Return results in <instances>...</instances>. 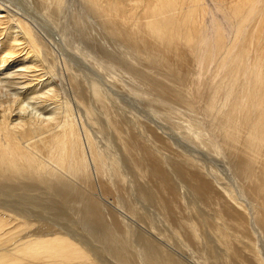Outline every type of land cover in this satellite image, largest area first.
<instances>
[{
    "label": "bare ground",
    "instance_id": "obj_1",
    "mask_svg": "<svg viewBox=\"0 0 264 264\" xmlns=\"http://www.w3.org/2000/svg\"><path fill=\"white\" fill-rule=\"evenodd\" d=\"M209 1L0 0V264H108L105 256L112 264H186L165 245L157 253L124 250L122 237L132 229L125 219L122 228L93 193L136 185L143 197L154 190L167 212L187 205L186 192L203 207L210 204V218L187 205L203 220H186L190 240L201 242L199 224L210 222L208 230L226 252L223 263L264 264L257 239L249 237L252 225L264 235V0ZM140 61L159 65L165 77L188 76L192 87L166 89L159 74L149 81ZM90 64L98 72H90ZM151 87L163 92L158 103L178 98L190 106L193 116L178 126L179 134L207 151L209 164L201 151L188 150L164 161L161 151L170 141L151 134L152 120L134 112L136 98L145 96L150 105ZM156 141L167 145L160 151ZM216 158L244 177L245 185L236 186L255 198L253 210L222 185ZM128 172L143 184L129 182ZM41 206L53 213L46 217ZM71 212L79 215L82 232L68 219ZM244 238L254 241L251 252ZM205 254L197 261L220 263Z\"/></svg>",
    "mask_w": 264,
    "mask_h": 264
},
{
    "label": "rangeland",
    "instance_id": "obj_2",
    "mask_svg": "<svg viewBox=\"0 0 264 264\" xmlns=\"http://www.w3.org/2000/svg\"><path fill=\"white\" fill-rule=\"evenodd\" d=\"M208 3H210L211 4V2L209 1V0H206ZM140 68L141 67H143L144 69H146L147 71H148V74L146 75V77H147V80H149V81H153L154 79L153 78H156L155 80H157V77L159 76V78L160 77H163V78H161V79H159V80H157V81H161V85H163L164 86V88H166L167 89V84H169V85H173V84H176V86H178L179 88H182L183 90H185V91H188L191 87H192V78H188V76L187 77H185V76H180V77H183V79H185V80H178V78L179 77H176L175 79H174V77H169L168 75H166V77H165V75L163 74L164 73V71H163V68H161L159 65H156V64H149V63H147L146 61H140ZM89 66V69H91L90 70V72H92V70H93V68H94V72L95 71H97V69H96V67L94 66V65H92V64H90V65H88ZM94 66V67H93ZM149 68H151V70H149ZM96 69V70H95ZM83 70H86L85 72L87 73V69H85V68H83ZM195 71V68L194 69H192L191 70V72L192 71ZM98 72V71H97ZM185 72V71H184ZM154 74H155V76H154ZM157 74H159V75H157ZM157 75V76H156ZM182 75V74H181ZM187 75H188V73H187ZM102 76V78H103V80H105L106 78L104 77V75H101ZM190 76V75H189ZM125 77L126 76H124V77H122V81H124L125 80ZM191 77V76H190ZM105 78V79H104ZM188 78V79H187ZM128 77H126V81L128 82ZM60 79H56V85L57 86H59L60 87V81H59ZM154 80V81H155ZM126 81H124V82H126ZM186 81V82H185ZM126 82V83H127ZM140 82H142V83H144L143 81H140ZM139 82V83H140ZM156 82V81H155ZM178 82H180V84H178ZM142 83H141V86H142ZM165 83H166V85H165ZM184 83V84H183ZM160 84V83H159ZM140 85V84H139ZM63 89H65L64 88V86L62 87V95H64V91H63ZM151 89L153 90H150V94H151V97H152V99L153 100H151L150 102V105H149V102H147L146 103V98H145V96H144V98H145V100H144V98L143 99H140V97H139V99H135L136 101L135 102H137V100H138V103H136V104H134L135 106H134V112H136L137 114L136 115H138L139 117H141V118H143V119H151L152 120V122H151V125H152V128H151V134H154L155 132L156 133H159V134H162L163 135V137H165V139L164 140H166V139H168L169 141H170V144L169 145H167V146H170V147H166V145H164L163 144V142H162V144H160V145H158L159 143V141L157 142H155V147L156 148H158V150H160L161 151V148L162 147H166V148H162V153H164V157L162 156V153H160V157L162 156L163 158H164V161H165V159H168V157H174L172 154L173 153H175V152H183V151H187V153H190L191 151V153L193 154V153H195V151H201L202 153H203V155L201 156L202 157V159L204 160L203 162H210V160L212 159L211 157L212 156H210V154L207 152V151H205V150H203V149H196L194 146H193V144H191V142H189V140H188V143H187V141L185 140V139H181L182 137L180 136V134H179V130H178V126L182 123V124H185V119H187L188 117H190V116H193V110L190 108V106L187 104V103H185V102H182L180 99H178L177 98V100H179L181 103H179V101H177L176 99H174V100H171L169 103L166 101L165 103L164 102H162V103H158L157 101L160 99V97L162 96V94H163V92H161L162 90H160L159 92L156 90V88H154V87H151ZM159 89V88H158ZM66 90V89H65ZM66 92V91H65ZM151 92H153V93H155V94H153V93H151ZM124 95V94H123ZM123 95H118V97H116V98H120V100H122V98H123ZM121 96H122V98H121ZM125 96V95H124ZM139 96H141V97H143V95L142 94H140ZM157 97H158V100H157ZM176 100V102L177 103H175L174 101ZM148 101V100H147ZM173 101V102H172ZM179 103V104H178ZM160 104V105H159ZM149 105V106H148ZM155 105L156 107H154L152 110H153V112H152V110H151V107H153V106ZM157 105H159V106H157ZM132 107V106H131ZM150 107V108H149ZM155 108H156V112L158 111L159 112V110H160V115H162L161 117L158 115V116H156L158 113H156L155 112ZM157 108H159V110L157 109ZM36 109V108H35ZM141 111V112H140ZM165 111V112H164ZM169 111L171 112V114H169ZM161 112H162V114H161ZM166 112H168V113H166ZM156 113V114H155ZM173 117V118H172ZM166 119V120H165ZM155 123V124H154ZM157 124V125H156ZM170 125V126H169ZM154 127V128H153ZM160 129H159V128ZM156 128V129H155ZM167 129V130H166ZM159 130V131H158ZM178 131V132H177ZM177 132V133H176ZM167 133V134H166ZM169 134V135H168ZM170 135H172V136H170ZM180 136V137H179ZM177 137H179L180 139H178ZM171 138V139H170ZM173 140H175L176 142H177V144H179L178 146H177V144H176V142L175 141H173V143H172V141ZM183 140L187 143H185V142H183ZM179 141H181V142H179ZM165 142V141H164ZM167 142V141H166ZM158 143V144H157ZM168 143V142H167ZM181 143V144H180ZM183 143V144H182ZM176 144V145H175ZM172 145V146H171ZM184 145H186L187 146V148H186V146H184ZM178 147V148H177ZM191 147L194 149H191ZM155 148V149H156ZM168 148H170V150L168 149ZM177 148V149H176ZM181 149V151H180V149ZM185 148V149H184ZM175 149V150H174ZM179 149V150H178ZM183 149V150H182ZM191 149V150H190ZM185 151V152H186ZM154 152H155V150H154ZM156 152H158L157 151V149H156ZM155 152V153H156ZM159 153V152H158ZM158 153H156V155H158ZM171 153V154H170ZM170 154V155H169ZM166 155V156H165ZM168 156V157H167ZM197 156V155H196ZM161 157V158H162ZM167 157V158H166ZM169 158V159H174V158ZM197 157H199V156H197ZM209 159V160H208ZM218 161L216 162L217 164H216V173L218 174V176L220 177V181L222 182V181H224V183L222 184V185H226V187H228V189H230V188H233V190H234V192L233 191H231V189H230V191L231 192H233L234 194H236V198L238 199V201H239V199H240V201L239 202H241V204L245 207V210H246V207L248 208V207H251L252 208V210H253V207L255 206L254 205V203L256 204V201H254V199H253V197L252 196H250L247 192V194L245 193V190H243L241 187H239V188H241L240 189V191L238 190L239 188H237V186H238V183H239V181H240V183H243L244 184V177L241 175V174H238L234 169H233V167L232 166H230V165H228L225 161H223L221 158H216ZM175 160V159H174ZM174 160H172V162L174 161ZM170 161V163H172L171 162V160H168V162ZM167 162V161H166ZM205 162V163H206ZM207 162V164H209ZM224 168V169H223ZM227 170V171H226ZM130 172V171H129ZM128 172V173H129ZM132 172L133 173H137L136 171H134V170H132ZM132 172H131V174H132ZM129 175H130V173H129ZM138 174H133L132 175V178H131V175H130V177L128 176V174H127V180H129V178L130 179H134V181H139V179H141V178H139L138 179V177H140V176H137ZM231 176V177H230ZM137 179V180H136ZM235 179V180H234ZM141 181V182H140ZM139 182H140V184H143L142 182L144 181H142V180H140ZM243 181V182H242ZM128 182V181H127ZM129 182H131L130 180H129ZM128 182V183H129ZM136 183V182H135ZM138 183V182H137ZM152 183V185L151 186H153V182H151ZM239 183V185H241ZM139 184V185H140ZM233 184H235V185H233ZM243 184L241 185V186H243ZM224 185V186H225ZM231 185H232V187H231ZM237 185V186H236ZM245 185V184H244ZM136 187H137V185H136ZM136 187H133V189L134 190H131V187H129V189L127 190H123V191H121V193L120 192H113V193H109V192H107V193H109V194H105L104 193V195H102V193H100V192H96V191H94V193H93V195L97 198V196H98V198L97 199H99V197L101 198V199H99V200H101L100 202L102 203V205L103 206H109L108 208L111 210V211H113V213H115V216L117 217V223L118 224H120V225H122V228H124V226H128V227H130L129 229L131 230L129 233V235L128 236H126L125 234L123 235V239H124V242H123V248H124V250L126 251V253H129V254H133V255H138L137 254V252L138 251H136V250H138V249H141V250H144V251H146V252H150V253H152V251H153V253L155 252V253H157V251L159 252L160 251V248H159V245H161V247H165L166 248V250H168V251H170V250H172L170 253H173V255L175 256V254H176V256H181L182 257V259H186V264L188 263V264H193L195 261L194 260H196V262H198L197 260L198 259H200L201 258V254L202 255H206L205 253H207V254H209L210 255V257L212 258V259H210V260H213L215 257L217 258V259H220L219 261H220V263H219V261H218V263L219 264H225V263H223V262H225L224 260H223V257H225L224 255L226 254V252H225V250H223L224 249V247H223V245L219 242V241H217V238H215L214 236H212V233L210 232V231H212V230H208V228H210L211 227V224H210V222H204V223H200V222H202L203 220H199V219H197V217H196V215L195 216H193L194 215V213L193 214H191L190 213V211L187 209L188 208V206H189V209H191V211H199L200 213H201V215H202V217H209L210 218V216H212L213 215V213H211L212 212V209H211V207H210V204L209 205H207V207L209 208V212H208V210H206V209H208V208H206V206L204 205V207H203V205H201L202 203L201 202H198L196 199H194V197L190 194V193H188V192H186V199H185V202H186V204L188 205L189 203V205L187 206V205H184V204H179V206H177L178 208H174L173 210H172V212L171 211H169V212H167V211H165L164 210V207L162 206V204H160V202H159V204L157 203V201H159V199H157V195H155L154 196V190H153V192L151 193V195L149 196V197H143V196H141L140 194H138L139 192L137 191V189L135 190V188ZM236 188H237V191H236ZM131 190V191H130ZM241 190L243 191V192H241ZM112 192V191H111ZM123 192V193H122ZM129 192V193H128ZM97 193V194H96ZM118 193H120L119 194V196H118ZM135 193V194H134ZM240 193H245V195L246 196H249V198L248 197H246V196H242L243 194H240ZM114 194V195H113ZM126 194V195H125ZM128 194H129V196H128ZM137 194V195H136ZM190 194V195H189ZM113 195V196H112ZM123 195V196H122ZM140 196V197H139ZM187 196H191V198L190 197H188L187 198ZM119 197H121L120 199H119ZM124 197V198H123ZM253 199H251V198ZM142 198H144V199H142ZM150 198V199H149ZM125 199H127V200H125ZM146 199H147V201H146ZM190 199V200H189ZM196 200V201H194V200ZM241 199L244 201V202H242L241 201ZM246 199V200H245ZM249 199V200H248ZM104 200V201H103ZM132 201V203H131V201ZM121 201V202H120ZM149 201V202H148ZM152 201H154V202H152ZM252 201H253V205L254 206H252ZM192 202L194 203V205L196 204V206H194L193 204H192ZM197 202V203H196ZM119 203V204H118ZM131 203V204H130ZM184 203V202H183ZM250 203V204H249ZM108 204V205H107ZM133 204V205H132ZM156 204H158V205H156ZM197 204H199V205H197ZM193 205V208H191V206ZM246 205V206H245ZM251 205V206H250ZM105 206V207H106ZM121 206V207H120ZM181 206V207H180ZM199 206H200V208H199ZM106 207V208H107ZM131 207V208H130ZM136 209H135V208ZM187 207V208H186ZM202 207V208H201ZM120 208V209H119ZM206 208V209H205ZM41 211L40 212H42L43 214H44V212L46 213L45 214V216L47 217V216H49L48 214H50L51 215V213H53V211L51 212L50 210H48L47 209V206H41ZM182 209V210H181ZM193 209V210H192ZM210 209H211V211H210ZM249 209V211H250V208H248ZM43 210V211H42ZM121 210V211H120ZM133 210V211H132ZM162 210H164V212L162 211ZM251 210V211H252ZM142 211V212H141ZM186 211H187V214H189V215H187L186 214ZM202 211V212H201ZM246 211H248V210H246ZM248 211V212H249ZM55 212V211H54ZM124 212V213H123ZM126 212V213H125ZM167 212V213H166ZM72 213H75L76 214V216H75V214H73L72 215ZM116 213H117V215H116ZM120 215H119V214ZM166 213V214H165ZM179 213V214H178ZM122 214V215H121ZM132 215V216H131ZM172 215V216H171ZM70 216L71 217H68V219L70 218V220H75V222L76 223H74L73 224V226H76L79 230H77V231H79V232H82V230L83 229H81V226H82V224L79 222L80 221V219L78 220V218H79V215L76 213V212H71L70 213ZM189 216V217H188ZM125 217V218H124ZM180 217V218H179ZM196 218V219H192V220H190L191 218ZM167 218H169V219H167ZM171 218V219H170ZM173 218V219H172ZM184 218L185 219V221H183L182 219ZM124 219H125V225L124 224H122V222L124 221ZM177 219V220H176ZM77 220V221H76ZM120 220H122V222H120ZM170 221V223L168 222V221ZM186 220H187V223L188 222H190V221H200L199 223V225L202 227L203 226V228H201L200 226H198V228L200 227L201 228V232H200V230L198 231V232H200L199 234H200V236H202V237H200L199 236V239L200 238H202V240H201V242L199 241V240H196L195 239V241L198 243V242H200L201 244H203V245H201V247H200V243L199 244H197L193 239V241L194 242H192V240H190L191 239V236H190V233H189V231H190V229H189V227L186 225ZM212 220V218L210 219V221ZM181 221H183V222H181ZM204 221H206V220H204ZM78 222V223H77ZM180 222V223H179ZM129 223V224H128ZM167 223H168V225H167ZM184 223V225H182ZM76 224V225H75ZM127 224V225H126ZM170 224V225H169ZM202 224V225H201ZM203 224H208L209 226L207 227V225L206 226H204ZM124 225V226H123ZM131 225V226H130ZM172 226V227H171ZM177 226V227H176ZM179 226V227H178ZM186 226H187V228H186ZM253 226H255V225H252L251 226V231H250V234H248V235H250L249 237L250 238H252V236H254L252 239L255 241L256 239V241H255V249H256V247L258 246V248H259V251H261V255H263V257H264V238H263V236H262V231L260 232L259 231V229L257 228V226H255L256 227V229L254 228L253 229ZM76 227H74V229L76 230ZM184 227V228H183ZM207 227V228H206ZM212 228V227H211ZM176 229V230H175ZM206 229H207V231H206ZM185 231V233H183L184 231ZM253 230V231H252ZM188 231V232H187ZM207 233H206V232ZM132 232V233H131ZM180 232V236H179V234L178 233ZM252 232V233H251ZM264 233V232H263ZM136 234V235H135ZM178 236H177V235ZM181 234L182 235H184V238H183V236L181 237ZM208 234V235H207ZM214 234V233H213ZM204 235V236H203ZM248 235H246V236H248ZM86 236L88 237L87 239H86V241L89 243V244H92L93 243V241H94V238H93V234H91V233H87L86 234ZM125 236V237H124ZM134 236V237H133ZM137 236V237H136ZM177 236V237H176ZM186 236H187V243H186ZM188 236H190V237H188ZM152 237V238H151ZM179 237H181V238H179ZM130 238H132L133 239V241H134V243H133V241H132V239H130ZM246 238V237H245ZM245 238H244V240H245ZM128 239L129 240H131L130 242L132 243H130L129 241H128ZM171 241V244H170V241ZM184 239V244H187V245H184L183 244V240ZM203 239H204V241H205V243H206V245H207V243H208V246H210V251L208 250L209 249V247L208 246H206L205 245V243H202V241H203ZM210 239V240H209ZM214 239V240H213ZM247 239V238H246ZM252 239L249 241V238H248V241L250 242V245L249 246H247V244H249V242L248 243H246L247 241L245 240V243H246V246H247V252L249 251V252H251V250L249 249V247H253V245H251L252 244V242L254 243V241H252ZM146 240V241H145ZM150 240H152V241H155L154 243V245L152 246V244L150 245V244H147V241H150ZM190 240V241H189ZM215 240H216V242L218 243V245H217V243L215 242ZM180 241H182V243L180 242ZM188 241L190 242V244L188 243ZM203 241V242H204ZM212 241V242H211ZM242 241H243V239H242ZM241 241V244H245L244 243V241L242 242ZM126 243V244H125ZM158 243H160V244H158ZM165 243V244H164ZM192 243V244H191ZM211 243H213V244H211ZM220 243V244H219ZM130 246H129V245ZM210 244V245H209ZM99 245V244H98ZM163 245V246H162ZM165 245V246H164ZM170 245V246H169ZM175 245V246H174ZM184 247H183V246ZM188 245L189 246H191V249H190V247H188ZM212 245V246H211ZM214 245V246H213ZM94 246H97V245H94ZM158 248H156V247ZM204 246V248L202 249V247ZM206 246V247H205ZM98 247V246H97ZM99 247H100V245H99ZM103 247V255L105 256V255H108V254H106L105 252L107 251V250H109L108 248H107V246H102ZM129 248V250H128V248ZM135 247V248H134ZM153 247V248H152ZM154 247L156 248V249H154ZM169 247H171V248H169ZM183 247V248H182ZM131 248V249H130ZM200 248V249H199ZM208 248V249H207ZM212 248H213V250H215L214 252L212 251ZM223 248V249H222ZM258 248L256 249V250H258ZM147 249H148V251H147ZM150 249V250H149ZM178 249V250H177ZM187 249V250H186ZM252 250H253V248H251ZM100 251H101V248L99 249ZM157 250V251H156ZM201 250V251H200ZM133 251H136V253H134ZM208 251V252H207ZM258 251V252H259ZM210 253H212V255L210 254ZM215 253V254H214ZM194 254V255H193ZM198 254V255H197ZM209 255H207V256H209ZM200 256V257H199ZM220 256V257H219ZM107 257H109L110 258V256H105V258H107ZM214 257V258H213ZM109 258H107V260H106V262L108 263V264H110V259ZM194 258H196V259H194ZM215 258V261L217 260ZM109 259V260H108ZM194 259V260H193ZM222 259V260H221ZM191 262H190V261ZM113 261V258L111 259V264L113 263L112 262ZM184 262H185V260H183ZM187 261H189V262H187ZM208 261L209 260H205L204 262H205V264H208ZM234 261V260H233ZM232 261V262H233ZM114 262H115V260H114ZM199 262H203V261H199ZM194 263V264H201V263ZM207 262V263H206ZM214 262V261H213ZM235 262H236V260H235ZM117 262H115L114 264H116ZM216 263H217V261H216ZM237 263H238V261H237ZM237 263H234L233 262V264H237ZM203 264V263H202ZM209 264H214V263H212L211 261H210V263ZM239 264V263H238Z\"/></svg>",
    "mask_w": 264,
    "mask_h": 264
}]
</instances>
